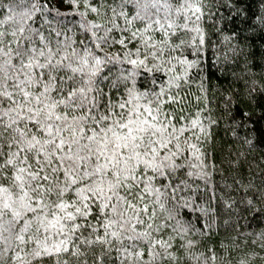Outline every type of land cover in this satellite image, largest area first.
<instances>
[{"label": "snow or ice", "instance_id": "6c2138e0", "mask_svg": "<svg viewBox=\"0 0 264 264\" xmlns=\"http://www.w3.org/2000/svg\"><path fill=\"white\" fill-rule=\"evenodd\" d=\"M58 3L83 38L53 27V11L69 12L51 0H0V264H183L195 245L179 219L181 161L203 159L206 130L199 111L183 115L196 61L180 53L204 43L203 0ZM117 64L110 85L124 92L114 100L101 85ZM142 73L153 74L144 91ZM252 244L264 251V232ZM209 252L195 259L216 264ZM255 258L252 249L238 264Z\"/></svg>", "mask_w": 264, "mask_h": 264}, {"label": "trees", "instance_id": "16d2710c", "mask_svg": "<svg viewBox=\"0 0 264 264\" xmlns=\"http://www.w3.org/2000/svg\"><path fill=\"white\" fill-rule=\"evenodd\" d=\"M51 3L61 12H69L66 17H56L53 11L48 17L53 27L67 26L69 36L83 38L75 27L79 17L71 14L66 3ZM203 4L204 15L198 26L204 43L197 39L193 41L195 48L185 46L180 53L181 58L196 61L180 90L185 105L183 115L199 111L206 130L197 142L203 159L189 155L187 161H181L186 181L180 193L181 204L186 202L187 206L180 209L179 219L190 229L185 243L192 240L195 245L183 264H203L195 257L201 253L211 255L209 249L218 257L216 264H238L254 249V264H260L264 251L252 241L264 232V27L257 19L264 15V0H203ZM6 15L7 8L0 7V20ZM89 18L95 19L94 15ZM196 35L189 32L185 39ZM108 67L112 72L101 86L118 100L124 92L123 85L112 88L110 81L121 65ZM177 67V74L182 75L183 69ZM155 75L159 91L168 76L164 72ZM152 78L153 74L142 73L137 87L141 91L153 87ZM253 84L257 90L250 93ZM174 109L176 105H165V111ZM177 115H181L178 109ZM246 139L252 143H245Z\"/></svg>", "mask_w": 264, "mask_h": 264}]
</instances>
